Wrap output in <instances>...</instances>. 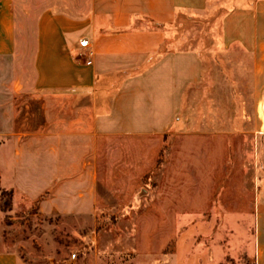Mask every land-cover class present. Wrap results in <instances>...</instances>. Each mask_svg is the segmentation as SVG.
<instances>
[{
	"label": "crops",
	"instance_id": "obj_1",
	"mask_svg": "<svg viewBox=\"0 0 264 264\" xmlns=\"http://www.w3.org/2000/svg\"><path fill=\"white\" fill-rule=\"evenodd\" d=\"M214 7L215 51L179 50L178 19ZM187 127L254 139L253 200L230 217L243 248L251 218L252 249L232 258L264 264V0H0V264H26L6 247L3 193L12 212L94 219L103 158L132 169Z\"/></svg>",
	"mask_w": 264,
	"mask_h": 264
},
{
	"label": "rangeland",
	"instance_id": "obj_2",
	"mask_svg": "<svg viewBox=\"0 0 264 264\" xmlns=\"http://www.w3.org/2000/svg\"><path fill=\"white\" fill-rule=\"evenodd\" d=\"M223 14L214 7L181 16L176 47L203 56L215 51ZM203 130L187 127L149 144V151L140 145L147 158L132 160V169L121 166L126 160L116 166L103 158L102 164L111 167L99 172L102 198L94 219L46 217L37 205L19 212L10 208L6 247L26 264H253L243 256L232 258L252 249L251 218L243 248L242 227L230 217L238 214L239 198L246 206L253 200L243 187L256 181L257 145L249 137L244 143L236 137L225 144L207 143ZM3 198L11 201L8 194Z\"/></svg>",
	"mask_w": 264,
	"mask_h": 264
},
{
	"label": "trees",
	"instance_id": "obj_3",
	"mask_svg": "<svg viewBox=\"0 0 264 264\" xmlns=\"http://www.w3.org/2000/svg\"><path fill=\"white\" fill-rule=\"evenodd\" d=\"M6 195V193H3V197ZM11 208V201L7 202L5 201V199L3 198V202H2V209L3 211H8Z\"/></svg>",
	"mask_w": 264,
	"mask_h": 264
}]
</instances>
